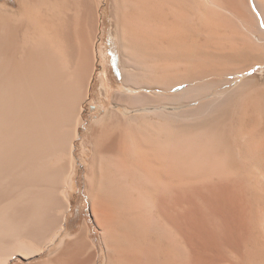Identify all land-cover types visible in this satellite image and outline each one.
Listing matches in <instances>:
<instances>
[{"label": "bare ground", "instance_id": "bare-ground-1", "mask_svg": "<svg viewBox=\"0 0 264 264\" xmlns=\"http://www.w3.org/2000/svg\"><path fill=\"white\" fill-rule=\"evenodd\" d=\"M105 1L0 0V264H264V0Z\"/></svg>", "mask_w": 264, "mask_h": 264}, {"label": "rangeland", "instance_id": "rangeland-1", "mask_svg": "<svg viewBox=\"0 0 264 264\" xmlns=\"http://www.w3.org/2000/svg\"><path fill=\"white\" fill-rule=\"evenodd\" d=\"M109 1H105V5L103 3V9H102V38L104 39L105 37L108 38V46H111V41H112V37L109 35V30H110V21H109ZM107 35V36H106ZM110 49H113V45L112 47H109ZM116 47H114L113 50H115ZM114 55L112 53H107L108 56H109V61L107 62V66L109 68V78H110V82H112V80L114 81V78H118V58L116 56H118V54L116 55L115 51L113 52ZM96 85L94 86V89H93V95L95 97V100L96 102L91 104V105H88L87 106V111L85 113V117L87 119V124L86 126H89V124L92 122L93 119H95L97 117V111L99 110V103L101 101H103L105 98L103 96V94L101 93V85H100V82L98 81V78L96 80ZM115 91V88H112L111 89V92H114ZM82 133H83V137L86 136L87 134V129H82ZM81 142V141H80ZM79 142V144H80ZM78 144V145H79ZM80 153L81 152V144L79 145V150H78ZM80 168H81V179H80V184H81V187L79 190H77V194H79L78 191L81 192H85V166L84 165H80ZM82 197V196H81ZM74 205H78V209L80 208L81 210H83V207L81 206L80 204V201H78L77 199H74ZM77 212V210H76ZM80 213L77 212V215H79ZM85 215V214H84ZM84 215H82L81 217H83ZM88 216H90V213L87 212Z\"/></svg>", "mask_w": 264, "mask_h": 264}]
</instances>
